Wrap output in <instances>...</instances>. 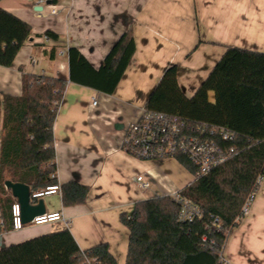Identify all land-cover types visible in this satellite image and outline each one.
<instances>
[{"label":"crops","instance_id":"obj_1","mask_svg":"<svg viewBox=\"0 0 264 264\" xmlns=\"http://www.w3.org/2000/svg\"><path fill=\"white\" fill-rule=\"evenodd\" d=\"M39 1H0V9L31 28L12 66L0 67V95L19 97L22 74L67 82L53 125L56 178L58 186L76 182L89 192L84 204L72 207L62 205L60 194L43 197L46 214L62 213L68 227H24L0 235L1 246L68 229L80 250L107 244L116 264H125L128 230L121 216L138 202L171 196L194 180L172 185L160 174L168 160L139 161L126 154L122 140L127 128L138 120L168 67H177L178 87L190 98L227 48L264 53V0ZM46 31L59 40L45 38ZM128 31L135 53L112 95L70 82L69 48L97 70ZM136 177L154 190H139ZM223 257L229 264H264V179L247 215L229 233Z\"/></svg>","mask_w":264,"mask_h":264},{"label":"trees","instance_id":"obj_2","mask_svg":"<svg viewBox=\"0 0 264 264\" xmlns=\"http://www.w3.org/2000/svg\"><path fill=\"white\" fill-rule=\"evenodd\" d=\"M44 36L59 40L50 31ZM30 38L27 23L0 9V67H11ZM134 53L131 31L118 38L97 70L69 48V80L112 95ZM49 58H54L52 52ZM176 77L175 65L163 72L144 110L176 117L188 129H224L233 141L220 146L236 154L178 192L201 211L193 222L178 221L179 205L171 196L138 202L129 215H122L120 221L128 230L125 264H224L228 235L238 227L246 201L264 179V53L227 48L190 98ZM66 86L62 79L22 74L19 97L0 95V235L13 231L11 207L16 199L5 189L6 181L26 185L31 193L58 185L53 125ZM175 160L190 175L197 174L187 157L177 155ZM59 187L64 207L85 203L88 187L76 182ZM215 220L219 229L212 226ZM85 259L116 264L107 244L82 251L68 229L0 249V264H82Z\"/></svg>","mask_w":264,"mask_h":264},{"label":"built area","instance_id":"obj_3","mask_svg":"<svg viewBox=\"0 0 264 264\" xmlns=\"http://www.w3.org/2000/svg\"><path fill=\"white\" fill-rule=\"evenodd\" d=\"M39 3H46V1L40 0ZM51 13L55 14L56 12L52 9ZM37 14L42 15L39 12ZM230 141H233V135L224 129L208 128L207 126L188 129L185 122L176 117L143 110L138 120L127 128L122 140V149L126 154L139 161L175 160L177 155L185 156L198 170L197 174L193 176V179H196L224 164L236 154L234 149L225 150L220 146L221 143ZM260 182L261 180L258 181L259 185ZM134 183L141 191H147L150 187L141 177H136ZM59 192L58 185L49 186L44 190L31 193V199L38 200L45 196L59 194ZM171 197L179 205L177 216L179 222L190 223L200 218L201 211L188 200L180 197L178 192ZM254 197L255 195H252L246 201L242 209L243 217L247 215ZM11 215L13 231H20L26 226H45L57 223H63L65 227H68L67 221L60 212L37 216L26 226L21 223L20 209L17 203L12 205ZM212 226L219 229L216 220ZM223 263L229 264L225 259ZM82 264L99 263L96 259H85Z\"/></svg>","mask_w":264,"mask_h":264},{"label":"water","instance_id":"obj_4","mask_svg":"<svg viewBox=\"0 0 264 264\" xmlns=\"http://www.w3.org/2000/svg\"><path fill=\"white\" fill-rule=\"evenodd\" d=\"M4 187L9 190L12 197L16 199V203L19 205L20 209V220L23 225L26 226L33 218L46 214L42 198L36 201L31 199V191L28 186L6 181ZM0 248H2L1 245Z\"/></svg>","mask_w":264,"mask_h":264},{"label":"rangeland","instance_id":"obj_5","mask_svg":"<svg viewBox=\"0 0 264 264\" xmlns=\"http://www.w3.org/2000/svg\"><path fill=\"white\" fill-rule=\"evenodd\" d=\"M40 62V61H39ZM209 99L213 102V94L210 93ZM160 174L162 177H166L169 183L172 185L178 186L183 185L189 180L192 179V175H190L176 160L169 159L163 166L160 167ZM189 185V184H188ZM187 186V185H186ZM151 190H154V186L150 184ZM185 187V186H184ZM183 187V188H184ZM182 188V189H183ZM48 226V225H46ZM35 226H27L25 228H34Z\"/></svg>","mask_w":264,"mask_h":264}]
</instances>
